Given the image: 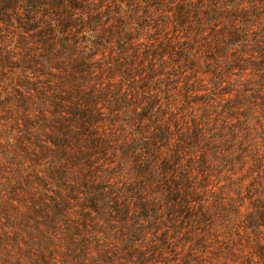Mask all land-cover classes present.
<instances>
[{"label": "trees", "instance_id": "1", "mask_svg": "<svg viewBox=\"0 0 264 264\" xmlns=\"http://www.w3.org/2000/svg\"><path fill=\"white\" fill-rule=\"evenodd\" d=\"M0 264H264V0H0Z\"/></svg>", "mask_w": 264, "mask_h": 264}]
</instances>
